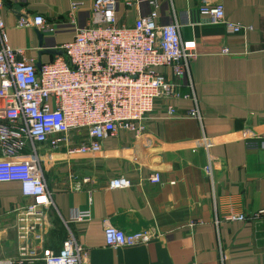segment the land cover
Returning <instances> with one entry per match:
<instances>
[{"label":"crops","instance_id":"obj_1","mask_svg":"<svg viewBox=\"0 0 264 264\" xmlns=\"http://www.w3.org/2000/svg\"><path fill=\"white\" fill-rule=\"evenodd\" d=\"M73 2L84 3L74 12L75 23L69 17ZM92 2L4 0L7 41L24 49L37 65L49 62L62 54L61 46L73 39L77 28L89 24ZM208 2L221 3L226 18L246 29L229 35L208 18L183 25L182 38L196 41L197 57L190 67L195 99L157 100L139 146L134 134L122 129L104 140L103 153L74 160L58 155L44 164L54 206L47 224L32 228V245L59 250L71 230L86 248L89 264H264V216L225 219L229 213L248 216L264 209V0ZM201 3L161 0L158 23L170 22L172 6L184 11ZM150 11L149 0L132 6L116 0L121 24L132 25L138 14ZM35 15L57 24V31L43 35L42 42L37 28L18 26L21 18ZM160 71L170 75L168 69ZM171 104L178 109L175 116L168 114ZM196 106L201 120L187 115ZM209 159L212 178L205 171ZM155 173L161 183L150 182ZM72 176L80 180L77 185ZM87 176L92 180L82 182ZM119 176L127 177L131 186L110 188ZM28 201L19 182H0V254L18 255L16 211ZM73 208L90 210L91 218L70 222ZM107 225L126 233L148 231L154 237L147 245L111 248L104 238Z\"/></svg>","mask_w":264,"mask_h":264},{"label":"built area","instance_id":"obj_2","mask_svg":"<svg viewBox=\"0 0 264 264\" xmlns=\"http://www.w3.org/2000/svg\"><path fill=\"white\" fill-rule=\"evenodd\" d=\"M208 1L184 11L172 6L170 22L162 25L158 23L161 0H149L151 11L138 14L132 25H125L118 22L116 0H93L89 24L76 29L73 39L61 46L62 54L37 65L25 56L24 49L7 41L4 0H0V182H19L23 197L29 200L16 211L18 255L0 256V264H89L86 248L71 230L59 250L43 243L31 244L32 228H43L54 206L44 164L58 155L74 160L103 153L104 140L122 129L134 134L139 146L157 100H194L190 67L197 57L196 41L182 38V26L208 18L222 24L229 35L246 29L226 18L221 3ZM123 2L132 6L140 0ZM83 5L71 4L72 23L74 12ZM18 26L35 27L43 35L57 31V24L43 15L21 18ZM161 69L170 70V75ZM181 85L189 91L181 92ZM177 113L178 109L169 105L168 114ZM187 115L202 119L198 106ZM26 149L30 155L22 154ZM212 170L209 159L205 171L210 178ZM72 179L76 185L80 182L76 176ZM91 180L88 176L81 179L84 183ZM161 181L159 173L150 177L151 183ZM131 184L127 177L119 176L109 187L127 188ZM263 216L264 209L248 216L229 213L225 219L257 220ZM90 218L88 209L73 208L70 212L72 223ZM215 222H219L217 217ZM153 237L148 231L126 233L112 225L104 227L105 242L111 248L147 245Z\"/></svg>","mask_w":264,"mask_h":264},{"label":"rangeland","instance_id":"obj_3","mask_svg":"<svg viewBox=\"0 0 264 264\" xmlns=\"http://www.w3.org/2000/svg\"><path fill=\"white\" fill-rule=\"evenodd\" d=\"M224 49H227V48H223V52L222 53H224ZM9 234L10 235L12 234V237L15 236V232H14V230L12 228L9 229ZM1 243H2V239L0 237V245H1ZM13 246L14 245H11L9 248H13ZM0 256H11V255H9V254H0Z\"/></svg>","mask_w":264,"mask_h":264},{"label":"water","instance_id":"obj_4","mask_svg":"<svg viewBox=\"0 0 264 264\" xmlns=\"http://www.w3.org/2000/svg\"><path fill=\"white\" fill-rule=\"evenodd\" d=\"M39 36H40V40L42 39V37H43V34L42 33H39ZM41 42H42V40H41ZM39 65V64H38Z\"/></svg>","mask_w":264,"mask_h":264}]
</instances>
